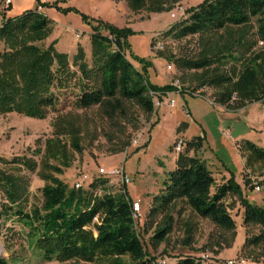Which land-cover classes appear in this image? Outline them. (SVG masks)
I'll list each match as a JSON object with an SVG mask.
<instances>
[{
    "label": "trees",
    "instance_id": "obj_1",
    "mask_svg": "<svg viewBox=\"0 0 264 264\" xmlns=\"http://www.w3.org/2000/svg\"><path fill=\"white\" fill-rule=\"evenodd\" d=\"M62 1L55 0L52 6L62 10L58 6ZM124 1L133 13H160L170 12L182 0ZM187 13L188 18L175 29L170 28L166 35L173 34L177 39L198 37V56L178 62L183 69L193 71L192 78L197 84L193 90L197 92L206 85L213 87L217 90L213 101L225 107L230 103L237 108L258 101L264 103V0H203ZM82 16L88 21L86 15ZM95 22L91 24V65L86 63L83 49L78 46L72 60L77 75L70 70L67 54L58 52L53 43L46 48L37 45L48 37L51 29L49 20L40 11H26L3 21L0 25L3 46L0 116L14 113L43 119L58 103L53 89H63L71 82L79 89L75 106L80 110L96 107L108 120L118 115L125 117L128 102L145 114H152L153 97L161 101L162 96L175 91L194 93L174 84L151 83L147 75L151 64L130 51L127 41L130 30L101 20ZM258 43L261 46L255 49ZM126 52L141 65L140 70L134 67ZM159 55L164 56L161 52ZM227 61L234 65L228 72L221 71ZM66 120V116H61L53 122V134L44 141L39 164L27 156H15L11 160L0 157V165L13 166V172L0 170L2 208L12 211L27 224L35 237V248L46 262L155 264V258L136 232L138 223L132 218L131 209L134 201L128 198L125 186H122L124 194L114 196L108 192L106 178H95L87 183L85 190L68 188L57 177L62 168L69 167L74 154L82 152L80 129ZM184 127L180 124L177 131ZM202 144L201 136L186 141L177 167L168 173L160 195L153 200L154 206L148 211L146 229H143L151 228L154 219L161 217L150 239L152 247L162 243L171 232L172 211L178 203H183L199 218L208 219L215 227L234 231L236 222L225 203L227 197L233 196L242 209V226L260 228L259 234L247 244L264 248V207L250 204L232 178L215 186L204 162L196 155L188 156L189 151H199ZM244 146L248 151V165L264 162V149L250 142ZM36 168L44 182L42 203L25 212L22 203L29 186L26 172L31 174ZM262 257L261 264H264V254ZM0 264L7 263L0 258ZM176 264L200 263L195 258L183 257Z\"/></svg>",
    "mask_w": 264,
    "mask_h": 264
},
{
    "label": "rangeland",
    "instance_id": "obj_2",
    "mask_svg": "<svg viewBox=\"0 0 264 264\" xmlns=\"http://www.w3.org/2000/svg\"><path fill=\"white\" fill-rule=\"evenodd\" d=\"M40 1L43 4L37 0H13L11 3L0 0V25L26 11H40L49 20L51 29L48 37L37 45L46 48L53 43L58 52L67 54L70 70L77 75L72 60L78 46L83 49L86 63L91 65L90 35L91 24H96L95 20L117 28H128L130 51L151 64L147 68L151 83L158 86L174 84L182 89L196 90L193 71L183 69L178 62L198 56V37L177 39L173 34L166 35V32L184 22L189 15L187 10L203 0H182L170 12L128 11L127 15L122 11L125 8V4L121 3L123 0H64L58 4L62 10L52 6L55 0ZM82 15H86L90 23ZM102 34L107 35V32ZM253 37L249 35V38ZM260 46L258 43L255 49ZM2 50L0 44V52ZM159 52L164 56H160ZM126 56L134 67L141 69L128 52ZM233 65L227 61L221 71L228 72ZM195 90L194 93H168L152 114H145L128 102L125 117L118 115L108 120L96 107L80 110L75 106L79 89L71 82L63 89H53L58 103L43 119L14 113L0 116V157L11 160L15 156H27L39 164L44 141L53 134V122L66 116V121L80 129L82 152L74 154L69 167L62 168L57 177L68 188H75L74 183L82 174L93 176L100 167L106 171L122 168L129 178L125 186L126 194L129 199L138 201L141 207L136 232L149 254L155 258V264H176L183 257L195 258L200 264H227L228 260L239 259H243L244 264H261L264 248L247 244L259 234L260 228L242 226V209L233 196L227 197L225 203L236 222L234 231L215 227L183 203H178L172 211V230L158 246L152 247L150 239L161 217L155 218L152 227L143 231L154 198L160 195L168 173L177 167L186 141L196 136L203 137L200 157L211 172L215 186L232 178L250 204L264 207V162L248 165V151L244 146L245 142H250L264 149V103L253 102L240 108L230 103L225 107L213 101L217 92L213 87L206 85L197 92ZM170 99L174 101L171 107L167 105ZM180 124L185 127L177 131ZM179 139L183 141L182 149L176 152L174 148ZM12 168L11 165H0V170L13 172ZM37 170L31 174L26 172L29 186L26 200L22 203L25 212L40 207L42 203L44 182L37 175ZM106 186L114 196L124 194V189L116 181ZM256 186L259 190L255 189ZM81 188L87 190V184ZM2 198L0 194V258L7 264H64L42 260L29 227L12 211L6 212L2 208Z\"/></svg>",
    "mask_w": 264,
    "mask_h": 264
},
{
    "label": "built area",
    "instance_id": "obj_3",
    "mask_svg": "<svg viewBox=\"0 0 264 264\" xmlns=\"http://www.w3.org/2000/svg\"><path fill=\"white\" fill-rule=\"evenodd\" d=\"M7 5H8V3H7ZM153 102H154V107L160 106V101H158L156 99V97H153ZM168 105L172 106L173 100H169ZM182 142L183 141L180 139L176 142L175 148H174L176 152L181 151ZM99 177L100 178H106L108 180V183H112V182L116 181L121 186H126L129 183V178L125 175L122 168H113L111 170L106 171L105 169L100 167V168H98L95 176L90 177L86 174H82V175L78 176L75 183H74V187L76 189L81 188L83 185H85V184L91 182L92 180H94L95 178H99ZM255 189L259 190V186H256ZM131 209H132V218L136 222L140 218V211H141L140 203L138 201L132 202ZM96 219H97V217H94L93 221H96ZM244 263H245V261L243 259H239L237 261H235V260H228L227 261V264H244Z\"/></svg>",
    "mask_w": 264,
    "mask_h": 264
},
{
    "label": "crops",
    "instance_id": "obj_4",
    "mask_svg": "<svg viewBox=\"0 0 264 264\" xmlns=\"http://www.w3.org/2000/svg\"><path fill=\"white\" fill-rule=\"evenodd\" d=\"M5 1H8V3H11L10 1H13V0H5ZM121 3H123V4H125V8L123 7L122 9V11H123V13L124 14H126L127 15V13H128V11H130L128 8H127V6H126V3H125V1L123 0ZM168 94V93H167ZM166 94V95H167ZM165 96V95H164ZM162 98H163V96L161 97V100H162ZM170 100H172V99H170ZM174 102V101H173ZM168 105V104H167ZM169 106V105H168ZM171 107V106H170ZM200 151H201V149L199 150V151H197V152H194V151H189V153H188V156H193V155H196L197 157H199L200 159L202 158V157H200V155H201V153H200ZM202 160V159H201Z\"/></svg>",
    "mask_w": 264,
    "mask_h": 264
}]
</instances>
